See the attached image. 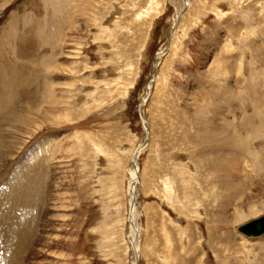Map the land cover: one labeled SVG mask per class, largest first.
Segmentation results:
<instances>
[{
    "label": "rangeland",
    "instance_id": "obj_1",
    "mask_svg": "<svg viewBox=\"0 0 264 264\" xmlns=\"http://www.w3.org/2000/svg\"><path fill=\"white\" fill-rule=\"evenodd\" d=\"M0 60V264H264V0H0Z\"/></svg>",
    "mask_w": 264,
    "mask_h": 264
},
{
    "label": "bare ground",
    "instance_id": "obj_2",
    "mask_svg": "<svg viewBox=\"0 0 264 264\" xmlns=\"http://www.w3.org/2000/svg\"><path fill=\"white\" fill-rule=\"evenodd\" d=\"M2 40V39H1ZM26 45V44H25ZM25 45H24V48H20L21 50H22V56H27V47H25ZM23 47V46H22ZM11 48V47H10ZM3 50V49H2ZM13 50V49H12ZM12 50H11V52H12ZM17 49H15V51H16ZM10 52V53H11ZM14 52V51H13ZM13 52H12V54H13ZM17 53V52H16ZM15 55V54H14ZM20 56V55H19ZM21 56V57H22ZM20 57V58H21ZM17 58V57H16ZM1 61V60H0ZM4 61V60H3ZM3 61H1L2 62V64L4 65V68H6L8 71H10L12 74H14L15 76L16 75H19V74H21L22 73V75L24 76L25 75V82H22V81H20L19 83H17L16 82V80H15V82L13 83V82H11V85H10V91H11V96L12 97H4L3 96V91H4V89H6L7 87H5V84L4 83H2V84H0L1 86H0V122L1 121H3L6 117V114H7V112H9L12 108H14V106H16V103H15V98H14V93L12 92V91H16L15 92V94L17 93V90H20L21 88H23V87H25V86H30L31 84H30V76L25 72V69H24V67H22V66H17V67H13V66H8L6 63H4ZM2 66V65H1ZM27 70V69H26ZM24 72V73H23ZM1 75H3L2 74V72H1ZM14 75H12L13 76V80H14V78H15V76ZM3 78V77H2ZM33 78V77H32ZM4 80V79H3ZM33 80V79H32ZM5 81V80H4ZM25 84H27V85H25ZM9 86V85H8ZM31 87V86H30ZM149 87V86H148ZM5 121V120H4ZM7 122V121H6ZM2 123H0V125H1ZM5 125V124H4ZM52 137V136H51ZM50 137V138H51ZM46 141V140H45ZM56 141V140H55ZM43 143V142H42ZM46 143H47V141H46ZM144 148V147H143ZM141 150H143L142 149V147H141ZM141 150H138V151H136V152H134L133 153V155L131 156V160H132V167H133V171L131 172V179H130V181H129V191H128V200H129V206H130V208H129V210H131L130 211V217H129V219H128V223H129V231H130V236H131V238H130V240H131V242H130V244H131V247L133 248V252H136L137 253V248H136V244H135V240H136V236H137V230H136V228H135V226H134V221H133V216H132V199H133V192H134V186H135V184L137 183V175H136V169H137V158H138V154L140 153V151ZM209 155V154H208ZM20 176H22V175H17V177L16 178H20ZM23 178H25V177H23ZM21 179V178H20ZM31 182V178H26V182ZM22 183V182H21ZM17 185V184H16ZM2 196V195H1ZM7 196H8V198H9V195L7 194ZM14 197H16V195L14 194L13 196H12V199H11V201H12V204H14ZM19 199V198H18ZM37 203V202H36ZM17 204V203H16ZM48 221V220H47ZM27 224V223H26ZM26 228V227H25ZM237 230V229H236ZM7 231H8V229H7ZM10 231V230H9ZM5 232V231H4ZM244 236V235H243ZM20 238V237H19ZM246 238H248V237H246ZM250 239H252V238H250ZM26 240V239H25ZM23 243V242H22ZM12 244V243H11ZM10 246H12V245H10ZM12 249V248H11ZM11 249H10V251H11ZM20 251V250H19ZM4 253H5V251H4ZM136 253H135V255H136ZM7 254L9 255V253L7 252ZM1 256V255H0ZM6 256V255H5ZM6 258V257H5ZM4 258V259H5ZM10 258H11V256H10ZM7 259H8V257H7ZM21 260V259H20ZM8 261V260H7ZM15 262V261H14ZM10 263V262H9ZM13 262H11V264H12Z\"/></svg>",
    "mask_w": 264,
    "mask_h": 264
},
{
    "label": "water",
    "instance_id": "obj_3",
    "mask_svg": "<svg viewBox=\"0 0 264 264\" xmlns=\"http://www.w3.org/2000/svg\"><path fill=\"white\" fill-rule=\"evenodd\" d=\"M139 113L142 117L140 111ZM237 232L248 238H257L264 235V216L238 227Z\"/></svg>",
    "mask_w": 264,
    "mask_h": 264
}]
</instances>
